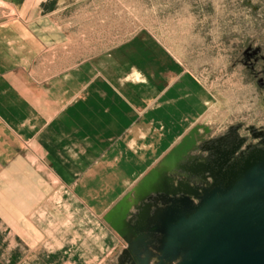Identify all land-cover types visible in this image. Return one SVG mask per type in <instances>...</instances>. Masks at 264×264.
I'll list each match as a JSON object with an SVG mask.
<instances>
[{
	"label": "crops",
	"instance_id": "crops-1",
	"mask_svg": "<svg viewBox=\"0 0 264 264\" xmlns=\"http://www.w3.org/2000/svg\"><path fill=\"white\" fill-rule=\"evenodd\" d=\"M90 1L0 0V264H45L85 243L89 220L205 101L150 38L106 27Z\"/></svg>",
	"mask_w": 264,
	"mask_h": 264
},
{
	"label": "rangeland",
	"instance_id": "rangeland-1",
	"mask_svg": "<svg viewBox=\"0 0 264 264\" xmlns=\"http://www.w3.org/2000/svg\"><path fill=\"white\" fill-rule=\"evenodd\" d=\"M87 5L103 11L106 27L150 38L158 58L198 81L205 101L168 149L89 220L85 243L41 261L195 264L203 250L205 261L231 255L233 264H249L264 254V0Z\"/></svg>",
	"mask_w": 264,
	"mask_h": 264
},
{
	"label": "bare ground",
	"instance_id": "bare-ground-1",
	"mask_svg": "<svg viewBox=\"0 0 264 264\" xmlns=\"http://www.w3.org/2000/svg\"><path fill=\"white\" fill-rule=\"evenodd\" d=\"M226 237V236H225ZM238 240V239H237ZM229 242V241H228ZM215 243V242H214ZM205 245V244H204ZM220 246V245H219ZM204 247V246H203ZM206 247V246H205ZM207 247H208V244H207ZM216 247V246H215ZM215 247H214V249H215ZM202 248V247H201ZM210 248V247H209ZM209 248H208V250H209ZM216 248H218V247H216ZM237 248V247H236ZM199 249H200V247H199ZM205 249V248H204ZM214 249H212V252H213V250ZM225 249V248H224ZM229 249V248H228ZM196 250H198V248L196 249ZM201 250V249H200ZM207 250V251H208ZM226 250V249H225ZM195 251V250H194ZM193 251V252H194ZM220 250H218L217 252H219ZM211 252V251H210ZM216 252V251H215ZM215 252H213V254L215 253ZM222 252V251H221ZM227 252V251H226ZM225 252V253H226ZM234 252H235V249H234ZM241 252V251H240ZM207 253V252H206ZM224 253V252H223ZM197 254H198V256H197ZM209 253H207V255H208ZM217 254V253H216ZM229 254V253H228ZM189 255V254H188ZM195 255V254H194ZM227 255V254H226ZM255 255V254H254ZM253 255V256H254ZM257 255V256H256ZM254 257H252V259H251V256H250V259H251V262L249 263V264H264V254L262 253L261 254V256L259 255L258 256V253L256 254ZM190 256H191V253H190ZM196 256L198 257V259L196 260V263L195 264H218L217 263V260L219 259V258H217L216 257V259H212V260H208V261H205L204 259H206V257L204 258V256H206V255H204V251L203 250H201V252H199V253H196ZM234 256V255H233ZM209 257V256H208ZM210 257H213V256H211L210 255ZM228 257V258H227ZM192 259L194 258V256L193 257H191ZM215 258V257H214ZM222 258H224V257H222ZM221 258V260H223V262L221 263V264H233V263H235V261L234 260H232V259H234V258H232V256L230 255V256H226L225 257V259H222ZM227 258V259H226ZM186 259V258H185ZM188 259V258H187ZM207 259H209V258H207ZM239 259V258H238ZM237 259V260H238ZM250 259H248L249 261H250ZM194 260V259H193ZM241 260V259H240ZM189 261V260H188ZM192 261V260H191ZM190 261V262H191ZM247 261V260H246ZM186 262V261H185ZM190 262H188V263H190ZM219 262H220V260H219ZM240 262V261H239ZM244 262V261H243ZM242 262V263H243ZM241 263V262H240ZM245 263V262H244ZM243 263V264H244ZM182 264H183V262H182ZM237 264V263H236ZM247 264V263H246Z\"/></svg>",
	"mask_w": 264,
	"mask_h": 264
}]
</instances>
